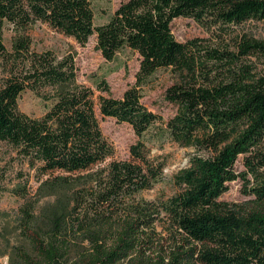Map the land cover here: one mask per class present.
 I'll return each mask as SVG.
<instances>
[{
    "label": "trees",
    "instance_id": "obj_1",
    "mask_svg": "<svg viewBox=\"0 0 264 264\" xmlns=\"http://www.w3.org/2000/svg\"><path fill=\"white\" fill-rule=\"evenodd\" d=\"M92 1L0 0V24L17 33L39 21L80 45L95 35L106 60L124 48L140 59L135 83L121 97L105 80L96 83L106 93L97 97L100 115L128 123L138 139L129 159L93 170L113 146L101 131L93 90L76 80L74 56L31 51L25 35L14 37L8 52L0 30V60L12 65L0 85V141L36 175H48L43 186L58 195L23 227L25 243L10 264H123L158 220L184 240L155 264H264V70L247 61L264 58V40L241 34L232 49L207 43L263 20L264 0H124L98 25ZM179 17L192 18L211 38L178 41L171 23ZM165 68L177 77L164 93L176 106L166 134L192 152L173 177L177 191L154 203L140 194L159 181L163 163L141 137L159 117L141 102L140 88ZM26 89L48 104L40 117L18 108ZM239 155L242 172L234 167ZM247 174L256 181L248 189L252 208L219 200L229 182Z\"/></svg>",
    "mask_w": 264,
    "mask_h": 264
},
{
    "label": "rangeland",
    "instance_id": "obj_2",
    "mask_svg": "<svg viewBox=\"0 0 264 264\" xmlns=\"http://www.w3.org/2000/svg\"><path fill=\"white\" fill-rule=\"evenodd\" d=\"M121 1L124 0H93L94 24L106 22ZM171 27L175 38L181 42L195 37L211 38L192 18H175ZM0 30L1 42L8 52L12 50L13 38L25 35L29 39L31 51L51 50L58 58L68 54L74 56L76 80L93 90L95 111L101 131L113 146L112 155L93 166V170L106 167L112 160L129 159V146L138 139V136L128 123L117 122L114 118L100 115L97 97L106 93L99 92L96 83L105 80L110 94L113 97H121L123 92L135 83L139 55L124 48L118 51L113 59L106 60L96 47L95 35L89 37L85 45H80L72 37L65 36L39 21L29 26L23 33H17L7 22L0 24ZM241 34L264 40V19L248 20L234 27L229 35L212 38L207 43L232 49L235 36ZM247 61L254 66L255 72L264 70V58L251 57ZM11 67L10 63L0 60V85ZM176 80L177 77L170 68L158 69L148 83L140 88L141 102L159 117L141 137L149 149L151 158L163 163L159 181L140 194L142 198L154 203L166 199L177 191L173 177L187 164L189 154L192 152L191 148L178 145L166 134V121L174 115L176 106L165 99L164 93ZM17 104L22 112L34 117H40L48 105L29 89L19 94ZM260 148L264 151V139ZM234 167L238 172L245 170L242 155H239ZM47 177L48 175L42 177L36 175L25 161L20 160L13 147L0 141V264H10L11 258L16 256L17 248L25 243L22 230L28 220L37 216L43 208L57 202V193L47 192L43 186V181ZM255 185L256 181L247 174L246 179L238 178L229 182L227 190L219 200L250 209L253 205L251 202L253 196L248 194V189ZM139 240L131 259L123 264H155L161 260L167 262L176 247L183 244L184 234L174 230L166 220H158L147 235H142Z\"/></svg>",
    "mask_w": 264,
    "mask_h": 264
}]
</instances>
